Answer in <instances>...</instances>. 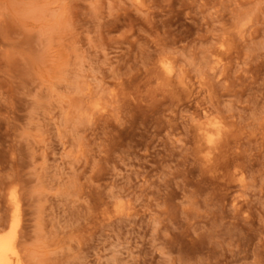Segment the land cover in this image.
Instances as JSON below:
<instances>
[{"label": "rangeland", "instance_id": "obj_1", "mask_svg": "<svg viewBox=\"0 0 264 264\" xmlns=\"http://www.w3.org/2000/svg\"><path fill=\"white\" fill-rule=\"evenodd\" d=\"M13 212L22 264H264V0H0Z\"/></svg>", "mask_w": 264, "mask_h": 264}, {"label": "bare ground", "instance_id": "obj_2", "mask_svg": "<svg viewBox=\"0 0 264 264\" xmlns=\"http://www.w3.org/2000/svg\"><path fill=\"white\" fill-rule=\"evenodd\" d=\"M162 69H164L163 71L168 75H170L172 72L167 62H163ZM197 130L199 135L198 142L202 141L203 145H205L207 148L214 146L222 135L220 122L210 118L207 121L200 123L197 127ZM13 203L16 206V210L14 211H17L19 208V203L16 200H13ZM13 214L14 217L10 230H0V264H22L21 254L17 247L15 229L19 219L16 213L13 212Z\"/></svg>", "mask_w": 264, "mask_h": 264}]
</instances>
